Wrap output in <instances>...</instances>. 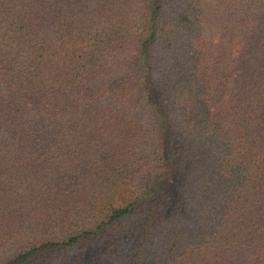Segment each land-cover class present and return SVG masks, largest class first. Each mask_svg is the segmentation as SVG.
Returning a JSON list of instances; mask_svg holds the SVG:
<instances>
[{
    "label": "trees",
    "instance_id": "16d2710c",
    "mask_svg": "<svg viewBox=\"0 0 264 264\" xmlns=\"http://www.w3.org/2000/svg\"><path fill=\"white\" fill-rule=\"evenodd\" d=\"M0 264H264V0H0Z\"/></svg>",
    "mask_w": 264,
    "mask_h": 264
}]
</instances>
